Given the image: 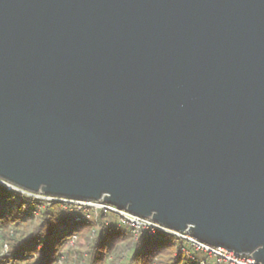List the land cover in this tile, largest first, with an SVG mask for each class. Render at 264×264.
Returning a JSON list of instances; mask_svg holds the SVG:
<instances>
[{
	"label": "water",
	"instance_id": "obj_1",
	"mask_svg": "<svg viewBox=\"0 0 264 264\" xmlns=\"http://www.w3.org/2000/svg\"><path fill=\"white\" fill-rule=\"evenodd\" d=\"M0 180L264 264V0H0Z\"/></svg>",
	"mask_w": 264,
	"mask_h": 264
},
{
	"label": "trees",
	"instance_id": "obj_2",
	"mask_svg": "<svg viewBox=\"0 0 264 264\" xmlns=\"http://www.w3.org/2000/svg\"><path fill=\"white\" fill-rule=\"evenodd\" d=\"M27 205L33 208L27 210ZM34 210L33 198L0 185V238L7 245L0 264H54L58 251L74 237L78 249L68 250L67 261L74 264L77 257L83 258L84 264H105L121 242H129L127 229L106 226L102 214L97 222H75L74 211L59 205L44 207L36 216L31 215ZM170 241L140 238L123 264H179L181 257L174 256L177 242Z\"/></svg>",
	"mask_w": 264,
	"mask_h": 264
},
{
	"label": "built area",
	"instance_id": "obj_3",
	"mask_svg": "<svg viewBox=\"0 0 264 264\" xmlns=\"http://www.w3.org/2000/svg\"><path fill=\"white\" fill-rule=\"evenodd\" d=\"M0 185L10 192L33 198L36 206V210L31 212L33 216H36L37 212L44 207L59 205L74 211L73 219L75 222H97L99 214H102L106 216V226L118 229L126 228L129 234V242H121L117 249L107 256L105 264H123L129 255L130 249L133 247V243L140 238L149 241L164 238L167 239L169 244L171 243L170 239L176 240L174 256L181 257L179 264H260L250 254L236 253L224 246L203 243L187 231L170 229L153 221L150 217L132 214L125 209H118L102 200H79L46 195L40 192L34 193L2 180H0ZM73 248L74 250L78 249L75 237L70 239L58 251L54 264H68V250ZM6 253L7 245L2 243L0 238V257ZM74 264H84L83 258L78 259L75 257Z\"/></svg>",
	"mask_w": 264,
	"mask_h": 264
},
{
	"label": "rangeland",
	"instance_id": "obj_4",
	"mask_svg": "<svg viewBox=\"0 0 264 264\" xmlns=\"http://www.w3.org/2000/svg\"><path fill=\"white\" fill-rule=\"evenodd\" d=\"M14 207H16V206H14ZM32 208H33V206H31V205H30V206L27 205V206L25 207V209H27V210H30V209H32ZM20 216L22 217L23 214L21 213ZM70 262H72V260L68 261V263H69V264H73V263H70ZM124 262H125V261H124Z\"/></svg>",
	"mask_w": 264,
	"mask_h": 264
}]
</instances>
